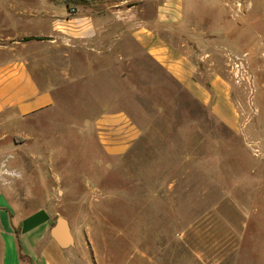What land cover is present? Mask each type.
<instances>
[{"label": "rangeland", "instance_id": "1", "mask_svg": "<svg viewBox=\"0 0 264 264\" xmlns=\"http://www.w3.org/2000/svg\"><path fill=\"white\" fill-rule=\"evenodd\" d=\"M158 3L182 8L184 37H199L196 46L210 52L206 63L229 82L240 129L222 122L129 36L115 49L133 55L118 67L128 76L97 87L95 62L87 60L95 50L73 48L69 35L63 39L79 58L75 66L91 64L85 82L65 88V108L24 122L23 136H14L27 140L28 151L42 135L44 157L25 161L29 175L44 164L52 185L35 189L38 207L66 216L74 243L99 248L104 264H264V257L238 252L241 239L242 248L252 246L264 233V0H0V45L21 39L29 52L52 51L33 33L61 9L109 20L117 6L136 5L142 17ZM237 55L246 57L254 93L232 73L230 57ZM99 97L142 128L123 155L108 154L94 127L81 123L100 111Z\"/></svg>", "mask_w": 264, "mask_h": 264}, {"label": "crops", "instance_id": "2", "mask_svg": "<svg viewBox=\"0 0 264 264\" xmlns=\"http://www.w3.org/2000/svg\"><path fill=\"white\" fill-rule=\"evenodd\" d=\"M134 6L115 7L109 20L83 12L69 16L64 9L51 14L49 23L33 34L43 36L42 41L52 51L29 52L27 41L21 39L0 45V264H104L99 248H84L76 241L62 245L52 236L57 211L53 212L47 205L38 207L35 195V189L52 187L42 175L46 167L36 164V170L29 175L25 165L27 158L44 157L41 139H38L42 135L28 151L27 140L17 143L14 137L23 136L24 122L48 120L51 114L65 108V88L85 82V68L91 64L83 63L82 69L77 68L72 61L79 58L70 53L64 37L71 35L77 40L73 48L95 50L90 55L92 59L87 60L95 62L91 70L100 87L107 83L112 86L113 77L117 82V78L128 76L125 71L118 73V67L125 61L132 62L133 55L118 53L115 49L119 41L129 36L146 51L148 59L209 105L222 122L234 130L240 129L241 116L231 97V86L211 63H206L210 52L203 48L205 44L196 46L199 37H184L189 29L182 21L180 5L158 3L154 11L142 17L135 14ZM178 32L182 33L181 41L176 39ZM97 78L106 79L103 82ZM97 103L100 111L91 118L82 117L81 123L94 127L108 154L127 153L140 139L141 126L111 100L105 102L99 97ZM52 158L53 155L47 157L50 163ZM3 161L19 173L9 182L1 179ZM242 237L244 240L249 237L246 229ZM256 237L254 245L244 244V248L241 239L239 257L247 250L262 261L264 233L258 243Z\"/></svg>", "mask_w": 264, "mask_h": 264}, {"label": "built area", "instance_id": "3", "mask_svg": "<svg viewBox=\"0 0 264 264\" xmlns=\"http://www.w3.org/2000/svg\"><path fill=\"white\" fill-rule=\"evenodd\" d=\"M230 62H231V70L236 80H238L239 82H243L247 86V88H249L250 92L254 93L255 86L249 73L246 57L240 55L232 56L230 57ZM18 175L19 173L15 169L9 168L6 165V161L2 162L1 179L3 181L9 182L12 177Z\"/></svg>", "mask_w": 264, "mask_h": 264}, {"label": "water", "instance_id": "4", "mask_svg": "<svg viewBox=\"0 0 264 264\" xmlns=\"http://www.w3.org/2000/svg\"><path fill=\"white\" fill-rule=\"evenodd\" d=\"M51 234L62 245L74 244V236L69 219L60 215L57 217L52 229Z\"/></svg>", "mask_w": 264, "mask_h": 264}]
</instances>
